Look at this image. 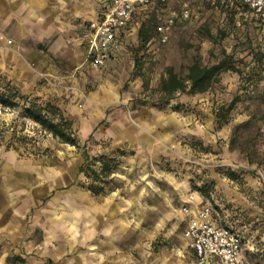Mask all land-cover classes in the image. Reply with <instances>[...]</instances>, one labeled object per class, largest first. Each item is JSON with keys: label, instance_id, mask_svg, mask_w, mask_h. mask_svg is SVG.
<instances>
[{"label": "rangeland", "instance_id": "1", "mask_svg": "<svg viewBox=\"0 0 264 264\" xmlns=\"http://www.w3.org/2000/svg\"><path fill=\"white\" fill-rule=\"evenodd\" d=\"M169 9L141 12L137 33L101 69L84 60L80 31L61 53L52 39L0 33V92L20 96L14 108L0 104V196L13 199L0 264H200L183 211L193 196L241 236L242 264H264V26L249 10L205 5L163 43L156 27ZM222 60L233 69L207 92L161 101L170 72ZM25 101L58 107L79 145L25 116ZM6 205L4 195L0 214Z\"/></svg>", "mask_w": 264, "mask_h": 264}, {"label": "built area", "instance_id": "2", "mask_svg": "<svg viewBox=\"0 0 264 264\" xmlns=\"http://www.w3.org/2000/svg\"><path fill=\"white\" fill-rule=\"evenodd\" d=\"M108 5L100 19L90 22L89 49L87 62L94 69L106 67L118 46V33L130 26L141 12L151 6L170 8L169 16H159L156 30L163 43L171 39L172 29L178 19L199 18L205 5L211 7L242 9L247 8L264 26V0H107ZM196 209L186 229L200 264H242L241 236L224 227L210 202H199L192 197L183 211Z\"/></svg>", "mask_w": 264, "mask_h": 264}, {"label": "crops", "instance_id": "3", "mask_svg": "<svg viewBox=\"0 0 264 264\" xmlns=\"http://www.w3.org/2000/svg\"><path fill=\"white\" fill-rule=\"evenodd\" d=\"M107 5V0H0V33H5L23 44H45L52 39L53 51L58 50L61 53L60 49L63 47H70L68 38L77 35L80 31L84 36L80 44L84 49L85 60L91 35L88 25L101 18ZM136 20L137 18L130 26L118 33V46L113 50L112 58L106 66L117 60L132 36L137 33ZM56 56L61 57L62 54ZM14 162V156L7 158V166L12 171L15 168ZM0 187H4V184L2 183ZM4 195L7 205L5 213L0 214V218L5 217L6 221H0V230L6 231L8 237L11 236V230L7 222H9V214L13 211V206H10L13 199L8 192L2 190L0 200H3ZM197 200L203 201L200 197H197ZM0 212L3 210L0 209ZM184 215L188 225L193 218H196V209L193 208L190 213L184 212Z\"/></svg>", "mask_w": 264, "mask_h": 264}, {"label": "trees", "instance_id": "4", "mask_svg": "<svg viewBox=\"0 0 264 264\" xmlns=\"http://www.w3.org/2000/svg\"><path fill=\"white\" fill-rule=\"evenodd\" d=\"M227 8H222L226 10ZM236 13L248 12L247 8L233 9ZM260 22V20H258ZM261 23V22H260ZM144 27V25H143ZM141 40L148 41L149 37L145 35L144 28H141L139 32ZM230 64L227 60L214 64L212 66H204L200 62H195L189 67L188 74L186 76L178 75L174 72L169 73V77L164 79L160 86V92L162 93L161 101L169 103L171 100L176 98L178 94L188 93L192 95L202 94L207 92L214 83L217 82L220 75L233 68H230ZM17 97H20L14 90H1L0 92V104L3 107L14 108L18 106ZM25 101V116L31 118L34 122L39 124L45 132L52 135L55 139L61 143L78 146L79 142L74 132V122L66 117L61 110L54 106L49 105L46 108L39 106L35 102H29L27 106ZM235 101L232 102V106ZM222 128V124L219 126ZM112 171L110 164H105L102 170V174L107 178ZM97 176V172L93 171ZM98 177V176H97ZM98 179V178H96ZM91 190L99 194L103 191L101 186H91ZM217 215L219 212L215 209ZM222 225V224H221ZM23 263H26L24 259L19 258Z\"/></svg>", "mask_w": 264, "mask_h": 264}]
</instances>
